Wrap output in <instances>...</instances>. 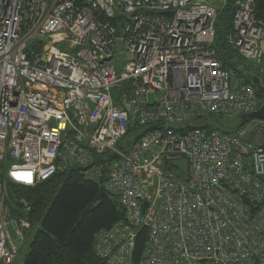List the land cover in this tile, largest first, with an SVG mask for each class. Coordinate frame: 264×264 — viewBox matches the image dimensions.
I'll use <instances>...</instances> for the list:
<instances>
[{
  "label": "built area",
  "instance_id": "1",
  "mask_svg": "<svg viewBox=\"0 0 264 264\" xmlns=\"http://www.w3.org/2000/svg\"><path fill=\"white\" fill-rule=\"evenodd\" d=\"M228 3L227 44L263 66L255 0H0V264L31 229L7 183L73 168L124 212L95 236L106 264H264V121L209 123L264 103L215 49Z\"/></svg>",
  "mask_w": 264,
  "mask_h": 264
},
{
  "label": "trees",
  "instance_id": "2",
  "mask_svg": "<svg viewBox=\"0 0 264 264\" xmlns=\"http://www.w3.org/2000/svg\"><path fill=\"white\" fill-rule=\"evenodd\" d=\"M255 2L257 18L264 24V0ZM234 10L233 3L220 9L215 49L224 67L243 76L264 102V96L254 84L256 78L264 81V75L252 69L226 41L232 30ZM133 129L139 130L136 126ZM7 193L11 216L28 220L31 229L26 235L36 230L23 264H106L94 254L95 236L123 219L124 212L102 186L85 179L81 169L58 173L35 187L8 182ZM146 236V231L141 230L135 262L140 259Z\"/></svg>",
  "mask_w": 264,
  "mask_h": 264
},
{
  "label": "rangeland",
  "instance_id": "3",
  "mask_svg": "<svg viewBox=\"0 0 264 264\" xmlns=\"http://www.w3.org/2000/svg\"><path fill=\"white\" fill-rule=\"evenodd\" d=\"M247 62V61H246ZM249 65L252 66V69H255L257 71V73L259 72L260 74L263 71V66H260L256 63H250L247 62ZM256 73V72H255ZM152 97H151V101H152ZM210 125L215 128L218 129L220 131H227V132H235L238 129H241L242 127L240 126L241 124V119H234V120H225V119H212L209 120ZM36 230L30 231L27 235H26V239L22 244L21 250L19 255L17 256L16 260L14 261L13 264H23L26 256L29 253V248H30V244L31 241L33 240V237L35 235Z\"/></svg>",
  "mask_w": 264,
  "mask_h": 264
},
{
  "label": "water",
  "instance_id": "4",
  "mask_svg": "<svg viewBox=\"0 0 264 264\" xmlns=\"http://www.w3.org/2000/svg\"><path fill=\"white\" fill-rule=\"evenodd\" d=\"M34 50L36 53H42L38 45H34ZM254 84L256 85L260 94H262L264 96V81H262L259 78H256L254 80ZM252 120L264 121V103L262 104V106L260 107L259 110L252 112V113H249V114H246V115L242 116V118H241V121L243 124H246ZM172 165L175 167H181L186 171V162L185 161L174 162V163H172ZM146 207H147V205H145V209H146Z\"/></svg>",
  "mask_w": 264,
  "mask_h": 264
}]
</instances>
